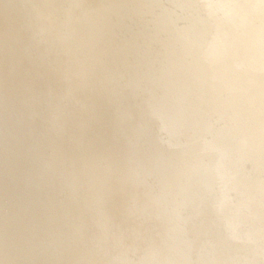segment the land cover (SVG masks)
I'll list each match as a JSON object with an SVG mask.
<instances>
[{
  "label": "bare ground",
  "instance_id": "obj_1",
  "mask_svg": "<svg viewBox=\"0 0 264 264\" xmlns=\"http://www.w3.org/2000/svg\"><path fill=\"white\" fill-rule=\"evenodd\" d=\"M105 1L12 0L28 19L0 67L16 52L35 63L26 67L28 84L37 66L44 70L33 94L20 96L34 102L24 116H37L24 121L6 167L16 169L13 180L0 182V255L16 246L15 227L24 245L0 264H264V0H181L194 17L174 10L164 27L162 13L148 10V22L162 25L144 27L141 57H118L103 70L113 40L98 35V23L58 21L73 15L69 8ZM127 12L122 32L131 27ZM43 17L54 23L41 25ZM173 44L180 55L144 64L150 50L160 57ZM194 52L211 65L196 78ZM111 69L130 93L121 100ZM22 186L27 195L8 206L5 192ZM145 228L186 246L165 247L160 259Z\"/></svg>",
  "mask_w": 264,
  "mask_h": 264
},
{
  "label": "water",
  "instance_id": "obj_2",
  "mask_svg": "<svg viewBox=\"0 0 264 264\" xmlns=\"http://www.w3.org/2000/svg\"><path fill=\"white\" fill-rule=\"evenodd\" d=\"M174 1L177 2V6L174 4ZM152 2H154L155 4H158V6L156 7V10L151 9L153 7L151 5ZM104 3H105V6H104ZM104 3L102 4L99 3L97 7H87V10H83L82 8L80 12L78 10L74 11L73 10L74 7L69 8V9H72L73 15L69 17L64 15L62 16L63 19L60 18L58 21L59 25H62L64 27L70 26L71 24L77 21L87 22V24L88 23L90 24L98 23L97 26L101 27L100 30H98L97 27L95 29V31H98V35H101L103 39L110 37V42L113 40L112 43H109L110 51L107 54L108 58H106L104 61H101L103 70H109L110 68H112L111 66L113 64L114 65L116 64L115 62L118 60L117 59L118 57H126V58L130 57L133 60H134L133 58L134 56L137 57L138 54L136 52L138 51H136L137 50L136 47L137 46L142 47L141 45L143 41L139 37H141V34L144 31V27H149L148 25H150V27L156 26L158 28L162 24H164L162 25V27H164L165 24L167 23L166 21L168 19L167 17L171 19V15H173L174 10L177 12V17L183 16L184 19H187L186 20L187 22L188 20L194 17L193 11L189 9L188 5H185V8L189 13L190 19L186 18V14L184 11L185 8L180 5V3L184 4L181 0L179 1L178 0H114V1H110L109 0V1H105ZM26 5L23 8H25ZM18 7L22 9V4L17 3L16 5H14V3H12V0H0V62L2 61L3 56H5L6 54L8 55L9 51L13 49V47L10 46V44L14 41V39L19 40L20 38V35H17V33L19 32V30L17 29V26L21 25V22L23 21L24 16L26 19H28L27 14L21 15V13L20 14L18 13ZM108 7H111V10ZM66 9L67 8L64 7L63 11H65ZM148 10H150V14L161 12L162 14L159 18L161 19V17H163L165 22H163L161 25L157 20H155V22L150 20L148 22V15H147V13L149 12ZM126 11H128L127 12L128 17H126V20L127 22L130 23L131 27H128V29L122 32V30L118 28L117 23H119V20L124 22L123 15H125L124 12ZM21 12H23V9L21 10ZM72 12L70 10V13ZM153 18L157 19L156 16ZM53 20H55V18L53 17H49V18L43 17V21L41 20V25L46 22V24H49L50 26L51 24L54 23ZM93 24H91V26H94ZM114 25H117V26H114ZM186 25L188 26V23ZM91 30L94 32V27H91ZM188 30L189 29L187 28V30L185 31H188ZM124 33L126 34V36L122 37ZM180 43L182 42L179 41L177 46L180 45L181 50H186L188 46L185 43L184 44H180ZM134 48L135 50H133ZM166 48H167L166 46L163 48V52L160 57L158 56L157 52H156L157 55H152L153 50H150V54L148 53L149 51H147L149 56L146 54L145 59L143 61L144 64L146 63V60L149 58L150 60L153 59L152 61L153 64L159 63L157 62V60L155 61V59H158V58H160L159 60L167 61L166 58H167L168 53L173 54V55L174 54L180 55L178 52L180 50L177 49L175 44H173L170 50L167 48L168 52L166 51ZM13 53H14L13 55L8 56V57L11 56L9 58L10 63L7 64L6 62L4 66H2V68L0 67V182H2L5 176H7L6 179L8 178L10 179V177L12 179V171L16 169L8 171L6 167L7 165H9L10 162H12L13 153H14L13 150L15 148L20 147L22 136H23L21 128L24 129L23 126L25 125L26 120L30 119L33 121L34 117L37 116L35 115V112L28 115L27 117L24 116V108L29 109V107L32 106L31 104L34 102H32L31 100L29 103H27V100H25L24 102L26 104L21 103L20 96H23L22 98L24 99L25 98L24 96H31L33 94L37 86V83L42 81L43 76H41V73L44 70V69L40 70L39 67L37 66L36 71L33 72V77L29 75V84H28V80L25 77V73H26L25 70L27 69L26 67H29V68L31 67L32 69V66L35 63L31 64V62L24 61L25 62L24 64L23 61H21V57L17 56L16 52H13ZM140 53L142 54V51H140ZM198 56H199V59L202 58L201 55H197V53L195 54L194 52V55L191 57V60L189 61V64L191 66L189 67V72L192 73L190 76L193 78L194 77L196 78V76H198L197 74H204L205 71H207L211 67V65H207V63L209 62H206L207 61L206 59L204 60L202 59V62L204 63H200L199 60H197ZM139 57L141 56H138L137 58ZM36 58H37V55H36ZM101 60H103L102 57H101ZM135 61L137 63L140 62L137 59ZM38 63H41V62H38ZM170 67L171 65H169L167 69H164L165 68L164 67L163 70H161V68L159 70L163 71L164 76L167 77L172 72V68ZM79 68H80V63L78 64V69ZM105 73H107L108 76H110L108 77V79L110 80L112 84H114L112 85V89H115V94L118 99L120 98L123 99V97H126L127 95L130 94L127 88L118 89L119 87L116 86L119 84V81L117 79L118 72L116 73L115 70L111 69L110 71H105ZM111 73H116V74L112 75ZM86 74L87 72L83 76L86 79V81H88V78L90 75L87 77ZM116 75L117 77H115ZM90 82L91 81H89V83ZM189 82H192V80L190 79ZM82 85L87 86L88 84L83 83ZM179 91L181 92V89H179ZM28 125L31 126L30 123H28ZM176 143L178 142L176 141ZM176 143L174 142L173 145H176ZM9 179L7 183H5V181L2 182L3 184V185L1 184L2 187H6L5 185L10 183L13 180V179L12 180H9ZM22 187L19 189H15V190L14 189L9 190L8 193L5 192L6 195L4 196V198H5V201L7 200L9 201L8 206L12 202H14L15 204L13 206L17 208L18 207L17 202H19L20 200L19 198L21 197L20 194L25 192L27 195L28 193L27 189H25L24 186ZM166 195H169L168 192ZM172 207H178V206H172ZM99 227L105 229L104 223H102V221L100 222ZM144 230H145V233L147 232V236H148L150 232H148L146 228ZM11 232L13 234V242L17 244L14 247V249L11 250V252H8V254L2 253L0 255V259L1 258L2 259L3 258H10V259L15 258L22 251L21 248L23 249L24 244L22 245L21 243L20 236L18 235L19 232L16 229V227L13 228ZM142 232H143V229H142ZM84 236L86 237V235ZM149 238L150 240H153V242L155 243V245H153V248L151 249L154 251V255L157 253L161 254L162 249H165V247H167L168 249L167 252L168 251L172 252L180 244L183 246H186L183 243H180V244L172 243V240L170 243L168 240H165L164 237L158 238V237L150 236ZM147 240L148 239H146V241ZM92 245H93V242H92ZM30 246L31 245L26 246L28 248V251H27L28 254L31 253L34 256L36 255L37 257L38 254L36 252L33 253L32 251L34 250ZM145 250H146V253H148L147 247L145 248ZM165 252L166 251H164L159 256L160 259L162 258V255H164ZM55 253L60 254L58 252H55ZM149 253L152 256V252H150V249H149ZM189 254L197 255L196 252H190Z\"/></svg>",
  "mask_w": 264,
  "mask_h": 264
}]
</instances>
